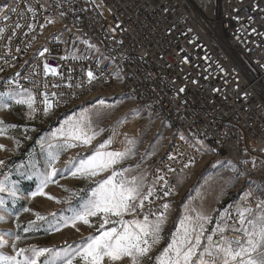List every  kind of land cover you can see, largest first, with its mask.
<instances>
[{"label":"built area","instance_id":"1","mask_svg":"<svg viewBox=\"0 0 264 264\" xmlns=\"http://www.w3.org/2000/svg\"><path fill=\"white\" fill-rule=\"evenodd\" d=\"M96 1L0 0L7 6L0 14V91H31L44 122L118 89L179 133L154 161L145 211L177 204L179 179L195 173L206 142L243 172L244 194L224 209L238 227L237 207L264 200V172L250 165L264 160V0H102L107 18ZM45 63L59 74L46 76ZM45 92L55 105L47 115ZM224 235L244 239L230 229Z\"/></svg>","mask_w":264,"mask_h":264},{"label":"rangeland","instance_id":"2","mask_svg":"<svg viewBox=\"0 0 264 264\" xmlns=\"http://www.w3.org/2000/svg\"><path fill=\"white\" fill-rule=\"evenodd\" d=\"M0 7L4 10L7 6L3 4ZM96 7L104 17L110 16V9L102 0L96 1ZM101 100L104 101L103 105L100 104ZM82 113H87L91 121V131L98 135L89 145L62 152L56 163V167L61 171L44 189L48 195L33 197L32 193L36 191L39 183L33 173L47 169L49 143L53 146L63 143V136L58 130L67 127L65 121L79 119ZM0 120L4 121L5 125H16L15 128H6L5 134L0 135V145H4V148L0 149V161H3L0 164V181H5L8 187L16 183L18 189L16 198L7 192L0 193V198L5 202L3 208H0V215L4 216V220L0 221V235L9 241L6 246L0 248V255L6 256L15 255L11 245L17 233L22 237L16 242L17 249L36 246L56 250L69 246L78 247L89 236L98 234L96 227L83 224H77L76 228L71 224L65 227L64 221L79 209L81 197L88 189L110 175L111 170L90 180L73 178L65 163L69 158H75L77 162L80 159H87L100 144L110 139L111 144L101 151L131 149L129 156L115 167L131 169L127 173L129 177L143 176L145 191L154 161L165 154L171 142L179 134L172 125L137 107L131 98L123 95L116 88L103 91L93 98L83 99L69 109L53 112L44 122H40L36 115L34 119L29 118L26 106L11 102V107L0 108ZM128 140L134 143L130 145L127 143ZM199 145L203 153L201 161L192 176L188 179L180 178L181 197L168 211L164 239L153 250L152 257L166 247L172 234L179 227L180 219L185 215L195 217L197 212H200L210 216L212 223L206 224V234H208L216 227V222L223 215L228 201H233L244 194L242 187L245 184L244 175L231 155H224L221 150L212 148L206 142H200ZM229 147L230 151L236 150L233 143H229ZM256 162L264 172V160L254 159L250 165L254 166ZM29 175L32 179L26 178ZM72 193L79 195L73 196ZM48 196L56 199H48ZM57 200L61 203H57ZM25 208L30 211H24ZM252 209L255 212L256 207ZM36 212L47 219L37 221L40 225L38 229L33 227L32 230L24 232L23 229L29 227V221L36 219L34 215ZM51 213L56 215L52 216ZM125 219L132 217L126 216ZM99 222L98 218H93L95 225L98 226ZM17 224L20 225L19 228ZM57 226L59 231L56 230ZM123 264H129V261L125 260ZM144 264H154V261L146 260Z\"/></svg>","mask_w":264,"mask_h":264},{"label":"snow or ice","instance_id":"3","mask_svg":"<svg viewBox=\"0 0 264 264\" xmlns=\"http://www.w3.org/2000/svg\"><path fill=\"white\" fill-rule=\"evenodd\" d=\"M2 32L3 29H0V33ZM85 43L88 42L85 41ZM46 51L47 49H44L40 55L43 56ZM44 73L46 76L49 73L54 76L59 74L56 68L50 67L47 63L44 64ZM87 77L89 83L96 79L91 70L88 71ZM44 86L47 88V84ZM68 86L71 87V84ZM51 96L55 97L56 93H52ZM11 102L26 106L29 118L34 119L35 113L39 111L36 97L27 89L0 92V108L11 107ZM42 104L45 115L55 106L47 92L43 93ZM100 104L103 105L104 101L101 100ZM65 125L66 128L62 127L58 130L63 136V143L55 146L51 143L48 145L47 169L33 173L39 181L36 191L32 193L33 197L48 195L44 189L61 171L56 167V163L62 152L89 145L98 135L91 131V121L87 113H82L79 119L65 121ZM15 127L16 125H5V122L0 120V135L5 134L6 128ZM127 143L131 145L134 141L128 140ZM109 144H111L110 139L100 144L87 159H80L77 162L75 158H69L65 162L73 178L90 180L111 170L110 175L97 181L94 187L88 189L87 193L81 197L79 209L64 221L65 227L69 224L74 228L77 224L96 227L98 234L89 236L78 247L69 246L56 250L36 246L17 249L16 242L22 239L17 233L11 245L15 255H0V264H123L125 260H128L129 264H144L146 260L154 261V264H264V200L257 203L255 212L250 207H237L238 227L227 223V220L231 219V214L225 212L216 222V227L208 234H206V224L212 223L210 216L200 212H197L195 217L185 215L180 219L179 227L172 234L166 247L152 257L151 253L164 239L163 233L170 205L163 204L161 206L163 211L159 209L154 211L151 208L145 211V202L151 204L150 197L154 195V189L148 188L145 192L143 176L129 177L127 173L131 169H117L115 166L129 156L131 149L101 151ZM3 148L4 145H0V149ZM2 163L3 161H0V164ZM26 178L32 179V176L29 175ZM159 179L164 178L161 176ZM4 192L16 198L18 192L16 183L8 187L5 181H0V193ZM72 195L77 196L79 193H72ZM164 195H169V192H165ZM250 195V192L246 193L244 199ZM48 199L56 198L48 196ZM56 202L61 203L59 200ZM4 203V200L0 198V208H3ZM24 211H30V209L25 208ZM34 215L36 219L29 221V227L24 228V232L32 230L33 227L38 229L40 225L37 221L47 219L39 212ZM50 215L55 216L56 213ZM140 215L142 219L139 218ZM126 216H131L132 219H125ZM93 218L99 219L98 226L93 223ZM3 220L4 216L0 215V221ZM17 227L19 228L20 225L17 224ZM229 229L242 233L244 239H229L224 235ZM56 230L59 231V226ZM217 236L219 238L214 239ZM8 243L9 241L0 235V248Z\"/></svg>","mask_w":264,"mask_h":264},{"label":"crops","instance_id":"4","mask_svg":"<svg viewBox=\"0 0 264 264\" xmlns=\"http://www.w3.org/2000/svg\"><path fill=\"white\" fill-rule=\"evenodd\" d=\"M6 10V8L4 9V10H2V7H0V14H2L4 11ZM179 182H180V179H179ZM178 182V184H179V189H180V183ZM181 191V190H180Z\"/></svg>","mask_w":264,"mask_h":264}]
</instances>
